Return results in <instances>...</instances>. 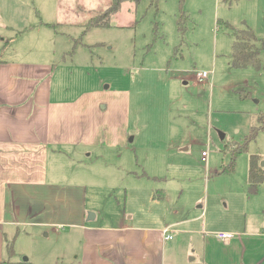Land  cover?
<instances>
[{"label": "rangeland", "instance_id": "rangeland-1", "mask_svg": "<svg viewBox=\"0 0 264 264\" xmlns=\"http://www.w3.org/2000/svg\"><path fill=\"white\" fill-rule=\"evenodd\" d=\"M111 1L0 0V57L22 50L27 55L28 47L35 51L49 40L54 95L92 90L98 112L118 125V145L109 148L106 162L92 155L80 165L87 179L67 162L66 151L48 164L49 175L87 188L85 220L94 215L91 224L173 228L192 220L187 228L204 223L212 237L231 225L259 228L264 184L249 195L247 177L250 156L264 161V69L232 67L230 28L252 30L264 65V0L123 2L107 27L88 28ZM181 9L183 32L177 26ZM202 71L210 78L198 82ZM253 128L246 151L224 171L231 149L244 144ZM107 138L113 144L115 136ZM143 173L148 178L136 177ZM159 190L162 200L153 197ZM191 237L198 236L173 233L182 238L173 254L177 264L193 257ZM80 238L60 225L20 227L8 235L20 263L71 262ZM164 255L165 261L173 256Z\"/></svg>", "mask_w": 264, "mask_h": 264}, {"label": "crops", "instance_id": "crops-1", "mask_svg": "<svg viewBox=\"0 0 264 264\" xmlns=\"http://www.w3.org/2000/svg\"><path fill=\"white\" fill-rule=\"evenodd\" d=\"M45 44L38 43L42 47L35 51L28 47L27 55L22 50L0 57V263L8 259L5 244L9 233L20 227L60 225L81 236L80 252L71 262L20 263L12 258V264H177L173 254L182 238L175 240L173 233L198 236L188 240L193 257L186 264H264V221L259 228L229 225L225 233L233 236L223 243L205 234L204 223L187 228L192 220L173 228L85 220L87 188L80 181L61 183L62 178L49 175L48 164L58 162L66 151L67 162L81 179H87L80 165L92 155L106 162L109 148L118 145V125L98 112L92 90L70 98L54 95V50ZM112 135L114 142L108 144L107 137ZM105 166L111 175L110 164ZM136 177L148 178L143 174ZM164 229L170 231L171 240H164ZM164 253L173 256L165 261Z\"/></svg>", "mask_w": 264, "mask_h": 264}, {"label": "trees", "instance_id": "trees-1", "mask_svg": "<svg viewBox=\"0 0 264 264\" xmlns=\"http://www.w3.org/2000/svg\"><path fill=\"white\" fill-rule=\"evenodd\" d=\"M140 1L141 0H112L110 6L102 13H99L98 15L94 16V18L93 17L90 18L86 26L88 28L107 27L109 18L119 11L121 4L123 2H131L134 4H138ZM186 19L187 17L183 12V10L181 9V15L177 20V26L180 32L184 31L183 24L186 21ZM230 34L233 39L231 54H230L232 67L238 69L248 68V67H252L257 70L261 68L264 69V65H262L260 61V48L256 45L258 40L254 35V33L252 32V30L248 27H244V29L241 30H235L233 28H230ZM259 121H261V119H259ZM255 133L256 130L255 128H253L252 134L250 135V137L246 138L244 144H242L239 147H235L231 149L230 166H228V168H226L224 171L233 170V166L235 164L237 157L246 151L247 142L250 139L254 138L253 136ZM262 160L263 159L259 155L250 156L248 177H247V192L249 195L256 194L258 190V186L264 184V167L260 166V162ZM143 176L146 175L143 173ZM156 194H155L156 196L154 195V198L157 197L159 200L163 199L162 190H159ZM13 242L14 240H11L10 242L9 241L6 242L5 248H6V253L8 255V259L2 261L0 264H12L11 259L14 256Z\"/></svg>", "mask_w": 264, "mask_h": 264}, {"label": "built area", "instance_id": "built-area-1", "mask_svg": "<svg viewBox=\"0 0 264 264\" xmlns=\"http://www.w3.org/2000/svg\"><path fill=\"white\" fill-rule=\"evenodd\" d=\"M209 78H210V74L206 71H202L196 74V80L198 82L208 81ZM201 156H202L201 161L204 163L206 161V153L203 152ZM162 232L165 241L172 239V235L170 234V231L168 229H164ZM232 236H233L232 234H228V233L214 234V237L223 243H228L232 238Z\"/></svg>", "mask_w": 264, "mask_h": 264}, {"label": "water", "instance_id": "water-1", "mask_svg": "<svg viewBox=\"0 0 264 264\" xmlns=\"http://www.w3.org/2000/svg\"><path fill=\"white\" fill-rule=\"evenodd\" d=\"M263 46H264V43H263ZM261 167H264V161L261 162ZM93 218H94V215L89 214L87 221L92 220ZM26 261H27V259L25 258L24 262H26Z\"/></svg>", "mask_w": 264, "mask_h": 264}]
</instances>
